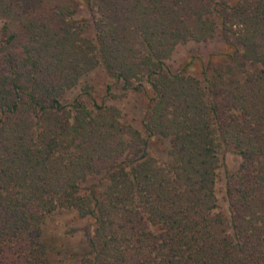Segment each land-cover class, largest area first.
<instances>
[{"label": "trees", "instance_id": "obj_1", "mask_svg": "<svg viewBox=\"0 0 264 264\" xmlns=\"http://www.w3.org/2000/svg\"><path fill=\"white\" fill-rule=\"evenodd\" d=\"M59 212L92 222L68 264H264V0H0V264H54Z\"/></svg>", "mask_w": 264, "mask_h": 264}, {"label": "rangeland", "instance_id": "obj_2", "mask_svg": "<svg viewBox=\"0 0 264 264\" xmlns=\"http://www.w3.org/2000/svg\"><path fill=\"white\" fill-rule=\"evenodd\" d=\"M234 2L235 0H228ZM87 14L85 10L79 12V19H83ZM86 34L91 36L92 28L90 25H84ZM224 49V40L221 36H217L213 41L206 44L189 43L177 47L172 60L169 64L172 67L180 65L188 58H197L205 60L207 56L220 54ZM218 58V56H216ZM98 73H92L91 79L97 84L98 88L103 83V76ZM103 89V87H102ZM119 92V91H117ZM124 114L126 120L139 126L140 117L143 114V102L138 94L128 92L125 96L117 98L113 101ZM160 145V144H159ZM161 146V145H160ZM159 151L161 149L155 146ZM239 156L226 152L219 170V178L217 183V192L220 204L223 206L224 183L229 173H235L240 165ZM92 231V222L86 218H78L74 213L59 212L48 218L47 221V237L48 244L51 246L54 264H68L69 259L74 256L77 260L83 261L84 256L89 252L88 241Z\"/></svg>", "mask_w": 264, "mask_h": 264}]
</instances>
